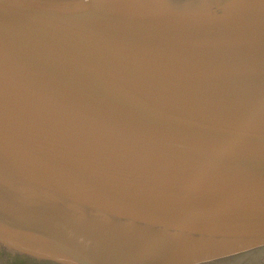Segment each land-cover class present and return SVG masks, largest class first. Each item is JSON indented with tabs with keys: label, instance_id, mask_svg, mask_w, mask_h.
Returning <instances> with one entry per match:
<instances>
[{
	"label": "water",
	"instance_id": "obj_1",
	"mask_svg": "<svg viewBox=\"0 0 264 264\" xmlns=\"http://www.w3.org/2000/svg\"><path fill=\"white\" fill-rule=\"evenodd\" d=\"M137 1L0 0V264L264 231V0Z\"/></svg>",
	"mask_w": 264,
	"mask_h": 264
},
{
	"label": "rangeland",
	"instance_id": "obj_2",
	"mask_svg": "<svg viewBox=\"0 0 264 264\" xmlns=\"http://www.w3.org/2000/svg\"><path fill=\"white\" fill-rule=\"evenodd\" d=\"M127 1V3L132 4V2L137 0ZM143 1L149 2V0ZM137 4H141L139 0ZM211 240L206 241V239L200 238L184 243L162 244V247L151 244L144 245L148 264H194L206 252L214 249L222 241L221 239L214 240V242ZM230 249H235L236 251L226 257L225 260L215 262L205 260L201 264H264V231L248 234L235 242H231L227 247L220 249V251Z\"/></svg>",
	"mask_w": 264,
	"mask_h": 264
},
{
	"label": "snow or ice",
	"instance_id": "obj_3",
	"mask_svg": "<svg viewBox=\"0 0 264 264\" xmlns=\"http://www.w3.org/2000/svg\"><path fill=\"white\" fill-rule=\"evenodd\" d=\"M236 251L235 249L230 250H223V251H216V252H209L206 254L203 259L208 262H215V261H223L226 257L233 254Z\"/></svg>",
	"mask_w": 264,
	"mask_h": 264
},
{
	"label": "bare ground",
	"instance_id": "obj_4",
	"mask_svg": "<svg viewBox=\"0 0 264 264\" xmlns=\"http://www.w3.org/2000/svg\"><path fill=\"white\" fill-rule=\"evenodd\" d=\"M247 236V235H246Z\"/></svg>",
	"mask_w": 264,
	"mask_h": 264
}]
</instances>
